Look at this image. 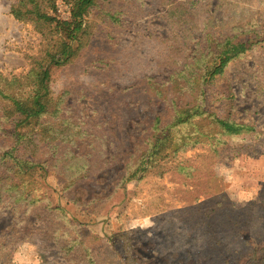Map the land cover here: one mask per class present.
<instances>
[{
  "label": "rangeland",
  "instance_id": "rangeland-1",
  "mask_svg": "<svg viewBox=\"0 0 264 264\" xmlns=\"http://www.w3.org/2000/svg\"><path fill=\"white\" fill-rule=\"evenodd\" d=\"M19 1L0 0V91L13 98L62 41L16 20ZM55 6L67 20L69 0ZM230 40L251 45L210 78ZM71 49L48 67L42 121L57 141L43 135L47 173L26 185L4 151L28 128L0 97V264H264V0H96ZM156 127L162 153L125 181Z\"/></svg>",
  "mask_w": 264,
  "mask_h": 264
},
{
  "label": "trees",
  "instance_id": "trees-1",
  "mask_svg": "<svg viewBox=\"0 0 264 264\" xmlns=\"http://www.w3.org/2000/svg\"><path fill=\"white\" fill-rule=\"evenodd\" d=\"M56 1L57 0H20L18 4L11 7V15H13L16 20L35 24L38 32L42 37L48 39V42L52 41L54 35L62 36V41H58L57 44L55 43V45L53 44L49 47V50L45 53L44 59L42 60L43 62L37 64L36 69L38 70L34 74L32 80L33 90L29 95L26 97L19 96L18 98H13L4 95L2 91H0V97L10 100L12 108L14 109L11 114L15 115L11 116L16 118L18 123L17 127L20 126L23 131L28 128V130L24 132L25 136L22 135L23 137H21V132L12 134L13 139L15 136L17 137L16 139L19 145H11L8 150L4 151L5 156L12 163V180L17 179V181H21V184L25 185L27 180H30L31 177H35V174L39 175V172L44 174L47 173L44 167L48 165L47 162L41 163L36 156L40 141H44L41 139L43 135L47 134L46 137L48 140L57 141L53 123L50 121H42L43 117L54 114L50 113V107L53 104L54 97L47 82L48 67L65 63L69 59L72 51L71 45L77 40L78 34L84 29V18L96 3V0H69V17L67 20L61 21L54 15ZM249 43V41L233 43L230 40L224 44H220L218 46V55L215 61H213L209 72L210 78L221 74L230 61L247 51L251 45ZM196 115L200 116L201 113ZM190 118L191 115L188 114L183 116V118H178L173 126L185 124ZM213 121L221 132H225L229 135H239L246 129V126H238L228 120L220 118H213ZM156 129L162 132L160 136L161 139L156 138L153 142L152 150L142 153V158L135 166V170L129 174L128 177L123 176L125 181L137 177L138 174L146 173L148 168L156 161L154 156L159 157L162 153L163 147L166 146L168 142L167 135L165 134L166 128L160 129V127H156ZM40 133L41 136L39 135ZM41 145L44 146V148L48 147L46 144H42V142ZM17 146H22V150L26 151V154H22L24 159L17 160V157H19L18 153L21 152V150L17 149ZM26 155L29 156L27 157ZM212 212L214 213V210Z\"/></svg>",
  "mask_w": 264,
  "mask_h": 264
}]
</instances>
